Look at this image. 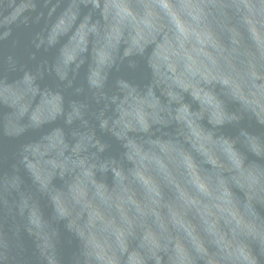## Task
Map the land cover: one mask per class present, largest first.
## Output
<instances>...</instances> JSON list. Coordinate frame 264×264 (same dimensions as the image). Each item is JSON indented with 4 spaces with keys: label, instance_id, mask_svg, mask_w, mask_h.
Listing matches in <instances>:
<instances>
[{
    "label": "water",
    "instance_id": "95a60500",
    "mask_svg": "<svg viewBox=\"0 0 264 264\" xmlns=\"http://www.w3.org/2000/svg\"><path fill=\"white\" fill-rule=\"evenodd\" d=\"M0 264H264V0H0Z\"/></svg>",
    "mask_w": 264,
    "mask_h": 264
}]
</instances>
